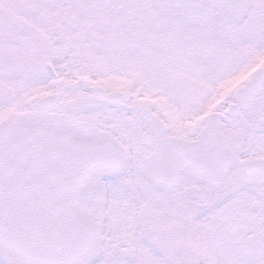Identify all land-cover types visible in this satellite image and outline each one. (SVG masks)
I'll return each instance as SVG.
<instances>
[{"label":"snow or ice","instance_id":"obj_1","mask_svg":"<svg viewBox=\"0 0 264 264\" xmlns=\"http://www.w3.org/2000/svg\"><path fill=\"white\" fill-rule=\"evenodd\" d=\"M0 264H264V0H0Z\"/></svg>","mask_w":264,"mask_h":264}]
</instances>
